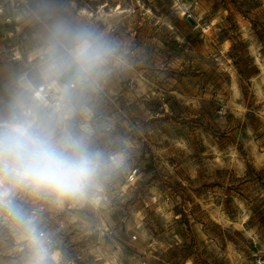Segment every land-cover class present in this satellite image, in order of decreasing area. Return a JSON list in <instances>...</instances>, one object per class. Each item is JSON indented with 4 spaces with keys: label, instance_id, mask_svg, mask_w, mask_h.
Masks as SVG:
<instances>
[{
    "label": "rangeland",
    "instance_id": "obj_1",
    "mask_svg": "<svg viewBox=\"0 0 264 264\" xmlns=\"http://www.w3.org/2000/svg\"><path fill=\"white\" fill-rule=\"evenodd\" d=\"M14 2L0 0V112L35 84L52 18L117 49L71 122L122 162L86 200H17L59 264H264V0ZM33 92L56 100L50 87ZM27 251L0 219V264H25Z\"/></svg>",
    "mask_w": 264,
    "mask_h": 264
},
{
    "label": "clouds",
    "instance_id": "obj_2",
    "mask_svg": "<svg viewBox=\"0 0 264 264\" xmlns=\"http://www.w3.org/2000/svg\"><path fill=\"white\" fill-rule=\"evenodd\" d=\"M35 55V84L18 88L0 112V214L24 238L25 264H59L38 214L17 200L49 206L86 200L122 162L119 154L94 148L71 122L78 101L100 88L118 57L105 34L62 17L39 34ZM39 85L52 88L58 102L37 98Z\"/></svg>",
    "mask_w": 264,
    "mask_h": 264
},
{
    "label": "built area",
    "instance_id": "obj_3",
    "mask_svg": "<svg viewBox=\"0 0 264 264\" xmlns=\"http://www.w3.org/2000/svg\"><path fill=\"white\" fill-rule=\"evenodd\" d=\"M21 2H22V0H15L14 5H15L16 7H18V6L20 5ZM53 102H58V101L54 99V100H52V103H53ZM133 178H134V174H130L128 180H129V181H132ZM0 219H2V220H4V221H11V219H10L9 217H7L6 215H2V214H0Z\"/></svg>",
    "mask_w": 264,
    "mask_h": 264
},
{
    "label": "crops",
    "instance_id": "obj_4",
    "mask_svg": "<svg viewBox=\"0 0 264 264\" xmlns=\"http://www.w3.org/2000/svg\"><path fill=\"white\" fill-rule=\"evenodd\" d=\"M26 17H28V14H27V16Z\"/></svg>",
    "mask_w": 264,
    "mask_h": 264
}]
</instances>
